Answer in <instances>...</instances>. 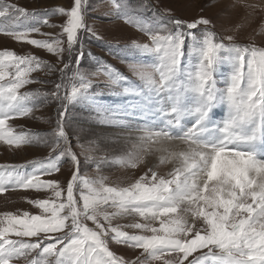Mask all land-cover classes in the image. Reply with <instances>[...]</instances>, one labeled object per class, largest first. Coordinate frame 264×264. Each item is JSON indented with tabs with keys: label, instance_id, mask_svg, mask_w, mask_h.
Here are the masks:
<instances>
[{
	"label": "snow or ice",
	"instance_id": "1",
	"mask_svg": "<svg viewBox=\"0 0 264 264\" xmlns=\"http://www.w3.org/2000/svg\"><path fill=\"white\" fill-rule=\"evenodd\" d=\"M114 6L127 23H134L148 36L150 44L135 47L153 57L150 63L130 65L140 84L123 89L138 97L129 109L143 117L136 125L116 122L130 135L136 133V150L128 153V166L138 167L155 148L160 153L159 164H172L173 168L166 175L149 168L127 187H110L105 178H81L78 157L70 147H64L57 155L35 162L31 173L13 169L0 175V193L8 188L51 190L59 200L64 194L60 181L42 180L41 176L58 173L65 156L77 166L67 182L66 197L59 203L49 199L29 201L47 215L24 212L21 216L5 213L0 217V264H14L37 250L29 264H129L110 250V242L142 249V255H147L143 261L137 258L139 264L164 256L170 257L164 264H264V49L217 42L216 34L207 28L202 39L194 31L182 30L208 26V19L186 25L172 20L176 27L170 31L162 25L134 21L123 0ZM83 11L82 0H73L70 9L59 8L53 13L67 18L61 33L66 34L65 49L59 38L31 39V33L40 32L39 26L18 30L21 17L27 19L34 14L0 0V18L12 24L5 35L61 58L64 51L71 57L81 45V30L92 33L84 23ZM42 22L55 27L47 18ZM188 37L193 42L190 53L185 51ZM227 39L232 41L234 37ZM82 55L81 51L76 59ZM192 56L196 58L194 67ZM225 62L231 64V74L225 86L218 87L215 74ZM42 66L35 56L0 51V141L5 144L19 148L39 143L26 133L13 135L7 122L33 111L28 102L39 94L19 90L34 82L29 75ZM106 74L113 85L126 79L119 73ZM61 86L57 84L52 93L55 99H60ZM90 87L81 76L79 87L74 86L64 99L86 100ZM219 105L226 106L227 116L217 124L213 110ZM99 111L111 125L113 117L126 115L128 110ZM64 116L65 112H58L54 152L66 139ZM133 214L145 222L129 226L151 235L129 234L113 226V220ZM156 221L159 227L152 226ZM57 232L63 235H52ZM10 236L36 239L14 240ZM197 252L200 255L194 256Z\"/></svg>",
	"mask_w": 264,
	"mask_h": 264
},
{
	"label": "rangeland",
	"instance_id": "2",
	"mask_svg": "<svg viewBox=\"0 0 264 264\" xmlns=\"http://www.w3.org/2000/svg\"><path fill=\"white\" fill-rule=\"evenodd\" d=\"M119 2L121 0H82L84 23L95 35L81 30L79 33L81 45L77 46L71 57L67 51L63 52L61 58L48 53L46 49L15 41L11 36L4 34V31L12 26L11 22L0 18V51L11 50L17 55L35 56L43 62L39 70L29 75V79L34 82L19 90L21 93L39 94L28 102L33 111L26 117L11 119L7 122L13 135L26 133L30 138L39 140V143L24 144L17 148L0 141V175L12 173L13 169L20 173H31L35 162L57 155L60 148L64 147H70L78 157V170L81 178L89 180L105 178L106 186L110 187H127L148 172L149 168L161 175H166L172 170V164H159L160 153L156 152L155 148L144 156V163L136 168L129 167L128 153L136 150L133 147L136 142V133L133 132L130 135L127 129L116 126V122L123 121L136 125L139 120L133 118L125 120L124 115L117 116L113 117V124L110 125L105 123V117L99 111V109H112L116 113H125L130 105L135 104L138 97L134 100L131 98L133 94L123 92L125 87H135L140 84L130 65L136 62L150 63L153 60L151 55L141 53L135 47L136 44H150L151 42L134 23H127L122 16L118 15L114 5ZM3 3L15 5L34 14V17L27 19L21 17L18 30L39 26L40 32L31 33V39L59 38L64 41L63 46L67 49L66 34L61 35L62 25L67 18L53 13L59 8L70 9L73 0H3ZM123 3L130 17L141 24L162 25L171 31L176 27L170 23L172 20L183 21L186 25L204 18L211 22L208 26L198 25L195 30H188L186 27L182 30L194 31L197 38L202 39V34L207 28L216 34L217 42L264 49V0H123ZM45 18L49 25H55V27L44 25L42 21ZM229 36L234 39L229 41L227 39ZM192 43L191 38L188 37L186 53H190ZM81 51L82 58L77 60L76 57ZM188 58L186 55V62ZM191 62L194 67L196 63L194 56L191 57ZM66 64L67 68H65ZM49 66L52 68L51 71H49ZM9 71L13 72L14 69H9ZM109 71L119 73L126 79L113 85L106 74ZM230 74V63L225 62L218 66L215 74L217 86L224 87ZM81 76L91 84L88 89L89 98L71 102L65 100L64 97L71 95L74 86L79 87ZM57 84L62 85L59 89V100L52 96ZM123 97L126 100L121 101L122 106L120 107L115 100ZM60 111L65 112L63 128L66 132V139L54 152L52 150V143L55 140L53 132L57 127ZM126 114H129V110ZM221 121V115L214 119L217 124ZM76 170L77 166L70 157L65 156L60 161L58 173L41 176L42 180L60 181L64 194L59 200L51 190L37 192L32 189L8 188L4 193H0V217L5 213L21 216L24 212L30 215H47L29 201L49 199L59 203L66 197L67 182ZM77 200H79L78 193ZM137 222L145 221L133 214L118 217L112 221V224L120 226L121 230L129 234L151 235L150 232L143 233L129 226ZM86 223L89 227H94L90 221ZM152 226L159 227V222H152ZM52 235H63V232ZM9 238L20 237L10 236ZM109 248L129 264H139V261L145 260L147 255H142V249L129 248L114 242L109 243ZM36 253L32 252L27 257L28 260L36 257ZM193 255L198 256L200 252ZM169 258L164 256L158 261H149L148 264H164V261ZM14 264L23 263L14 262Z\"/></svg>",
	"mask_w": 264,
	"mask_h": 264
},
{
	"label": "bare ground",
	"instance_id": "3",
	"mask_svg": "<svg viewBox=\"0 0 264 264\" xmlns=\"http://www.w3.org/2000/svg\"><path fill=\"white\" fill-rule=\"evenodd\" d=\"M128 104H130V103H128ZM128 110H129V114H126V115L123 116L125 120L127 118L138 119L139 122L143 120V117L142 116H140V115H133L132 111L129 108H128ZM218 115H221L222 116V120L224 118H226V116H227V108L226 107H223L222 105L217 106L216 109H215V111H214L213 120L216 119V116H218ZM129 124L130 125H133L131 123H129ZM136 124H138V123H136ZM181 146L184 147V145H181Z\"/></svg>",
	"mask_w": 264,
	"mask_h": 264
}]
</instances>
